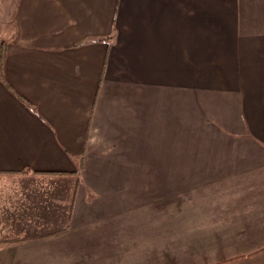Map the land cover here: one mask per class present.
Returning <instances> with one entry per match:
<instances>
[{
  "label": "crops",
  "instance_id": "crops-1",
  "mask_svg": "<svg viewBox=\"0 0 264 264\" xmlns=\"http://www.w3.org/2000/svg\"><path fill=\"white\" fill-rule=\"evenodd\" d=\"M13 26L0 264H264V0H18Z\"/></svg>",
  "mask_w": 264,
  "mask_h": 264
},
{
  "label": "rangeland",
  "instance_id": "rangeland-1",
  "mask_svg": "<svg viewBox=\"0 0 264 264\" xmlns=\"http://www.w3.org/2000/svg\"><path fill=\"white\" fill-rule=\"evenodd\" d=\"M18 0H0V62H2V57L4 56L3 53L5 51V47L9 44L11 39L14 36V26H13V19L16 11V4ZM44 184V183H41ZM4 186V190H7V188H10V186H14L12 182H7V181H2L0 182V186ZM37 185V183L33 184ZM47 186L44 187H49L51 184H44ZM64 184H58V186H61ZM53 187L55 185H52ZM57 188V189H61ZM67 189V186H65ZM6 200V199H4ZM0 201V211H1V206H3L6 201ZM13 207V206H12ZM0 219H4L3 216H0ZM5 225V224H4ZM5 228H9L4 226ZM6 236V233H5ZM3 251L0 253L2 254ZM6 253V252H5Z\"/></svg>",
  "mask_w": 264,
  "mask_h": 264
},
{
  "label": "trees",
  "instance_id": "trees-1",
  "mask_svg": "<svg viewBox=\"0 0 264 264\" xmlns=\"http://www.w3.org/2000/svg\"><path fill=\"white\" fill-rule=\"evenodd\" d=\"M23 171H27V169H25ZM14 239H16V237L10 238L9 240H14Z\"/></svg>",
  "mask_w": 264,
  "mask_h": 264
}]
</instances>
